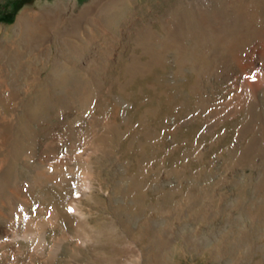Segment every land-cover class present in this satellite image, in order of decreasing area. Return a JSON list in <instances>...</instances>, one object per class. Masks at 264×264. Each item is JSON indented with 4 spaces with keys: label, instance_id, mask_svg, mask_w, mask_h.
Listing matches in <instances>:
<instances>
[{
    "label": "rangeland",
    "instance_id": "obj_1",
    "mask_svg": "<svg viewBox=\"0 0 264 264\" xmlns=\"http://www.w3.org/2000/svg\"><path fill=\"white\" fill-rule=\"evenodd\" d=\"M96 1L0 0V264H264V0Z\"/></svg>",
    "mask_w": 264,
    "mask_h": 264
},
{
    "label": "bare ground",
    "instance_id": "obj_2",
    "mask_svg": "<svg viewBox=\"0 0 264 264\" xmlns=\"http://www.w3.org/2000/svg\"><path fill=\"white\" fill-rule=\"evenodd\" d=\"M94 1H96V0H94ZM100 1H106V0H97L96 2H94V3H96V5L98 6L99 5V3L98 2H100ZM112 0H109V2H111ZM108 2V1H107ZM93 3V2H92ZM102 4H103V2H102ZM93 5H95V4H93ZM101 5V4H100ZM63 7L64 6H60L59 8H57V9H55L53 12H54V14H58L59 12H61L62 11V9H63ZM90 8V7H89ZM95 8V7H94ZM99 8V7H98ZM47 9V8H46ZM93 9V8H92ZM96 10H98V9H96ZM92 11V10H91ZM90 13V12H89ZM48 14H53L52 13V10H45V11H40V9L39 10H34V11H32V12H25V13H23V14H21L20 15V17H19V19H18V22L17 23H19V25H21V28L23 29L22 31H25V29H27V28H32L33 29V27L35 26V28L37 29L36 31L38 32V30L39 31H46L47 30V20H48V17H47V15ZM86 15V14H85ZM49 16V15H48ZM58 16V15H57ZM37 17H39V19H37ZM58 18V17H57ZM54 19V18H53ZM56 19V18H55ZM48 23L50 24L51 22H49L48 21ZM76 24V23H75ZM50 26V25H49ZM20 27V26H19ZM34 28V29H35ZM73 28H75V26L73 27ZM30 29L28 30V31H30ZM50 29V28H49ZM70 30V29H69ZM20 32V31H19ZM27 33H29V32H27ZM27 33L25 34V35H27ZM32 33V32H31ZM35 33V32H34ZM39 33V32H38ZM37 33V34H38ZM40 34V33H39ZM30 36H31V34H30ZM40 37V36H39ZM35 39H37V38H35ZM34 39V40H35ZM251 74V73H250ZM75 91V90H74ZM1 140V139H0ZM2 141V140H1ZM49 177H51V176H49ZM49 179V178H48ZM57 179V178H56ZM61 179V178H60ZM62 181V180H61ZM82 181H83V179H82ZM59 182V181H58ZM11 183V182H10ZM83 183H84V181H83ZM50 184V183H49ZM81 185V184H80ZM11 188V187H10ZM16 187H13V185H12V188H11V192H14L13 193V195H18L19 193H17L16 192V189H15ZM2 190H4V189H2ZM21 190V189H20ZM24 191V190H23ZM8 192V191H7ZM4 193V192H3ZM10 193V192H9ZM4 195H5V193H4ZM6 196V195H5ZM13 197V196H12ZM6 198V197H5ZM5 198L4 199H2V200H0V207L2 208L3 206H4V202H6L5 201ZM14 198V197H13ZM16 198V197H15ZM21 199V198H20ZM25 199V198H24ZM14 200V199H13ZM20 202H23V201H20ZM75 202V201H74ZM76 203V202H75ZM75 203H74V205H75ZM11 204V203H10ZM9 204V205H10ZM26 204V203H25ZM6 205V204H5ZM73 205V206H74ZM15 206V205H14ZM9 207V206H8ZM76 208H78V207H76ZM75 208V209H76ZM6 209V208H5ZM9 209H11V208H9ZM9 209H7V211L9 210ZM16 209V208H15ZM19 209H20V207H19ZM73 210H74V208H72ZM14 210V209H13ZM10 211H12V210H10ZM21 211H23V210H21ZM20 211V212H21ZM24 212V211H23ZM78 212V211H77ZM81 213V212H80ZM3 214V213H2ZM11 214V213H10ZM16 214V213H15ZM24 214V213H23ZM79 214V213H78ZM83 214V213H82ZM81 214V215H82ZM16 215H20V213L19 214H16ZM21 215H22V212H21ZM5 216H7L6 214H5ZM4 216V217H5ZM11 216V215H10ZM8 217V216H7ZM12 217V216H11ZM10 217V218H11ZM21 217V216H20ZM9 219V218H8ZM25 221H26V219L25 218H23ZM29 219V218H28ZM11 220V219H10ZM21 220H22V217H21ZM34 220V219H33ZM35 221V220H34ZM17 222H18V220H17ZM86 223V222H85ZM30 224V223H29ZM36 225V224H35ZM85 225V224H84ZM13 228V227H12ZM18 228V227H17ZM89 228V227H88ZM21 229V228H20ZM16 230V229H15ZM35 230V229H34ZM33 230V231H34ZM9 231V230H8ZM18 231H19V229H18ZM4 233H5V231H4ZM9 233V232H8ZM11 233V232H10ZM12 234V233H11ZM36 234V233H35ZM34 234V235H35ZM96 234V233H95ZM6 235H8V234H6ZM37 235V234H36ZM44 235V234H43ZM84 235H85V233H84ZM94 235V234H93ZM100 235V234H99ZM13 236H14V234H13ZM87 236V237H86ZM86 236H85V239H90L91 238V235H90V233H88L87 232V234H86ZM98 236V235H97ZM34 237V236H33ZM43 237H45V236H43ZM40 238V237H39ZM38 238V239H39ZM46 238V237H45ZM92 239V238H91ZM90 239V240H91ZM41 240V239H40ZM45 239H43V241H44ZM43 241H42V243H43ZM46 241V240H45ZM89 241V240H88ZM37 243H39V241L37 242ZM36 244V243H35ZM34 244V245H35ZM46 244V243H45ZM40 245H41V243H40ZM14 246V245H13ZM46 246V245H45ZM42 247H43V245H42ZM42 247H40V249L42 248ZM123 248V247H122ZM37 249V248H36ZM44 249V248H43ZM24 250V249H23ZM22 250V251H23ZM42 250V249H41ZM45 250V249H44ZM15 251V250H14ZM32 251V250H31ZM131 251V250H130ZM26 253V252H25ZM31 253V252H30ZM29 253V254H30ZM21 254H23V253H21ZM25 256H26V254H25ZM31 256V255H30ZM33 256V255H32ZM27 257V256H26ZM41 258V257H40ZM32 259H33V257H32ZM18 260V259H17ZM33 260H35V258L33 259ZM112 264V263H111Z\"/></svg>",
    "mask_w": 264,
    "mask_h": 264
}]
</instances>
